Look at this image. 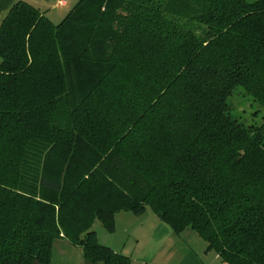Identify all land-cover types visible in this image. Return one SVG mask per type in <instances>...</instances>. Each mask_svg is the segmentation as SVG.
Returning a JSON list of instances; mask_svg holds the SVG:
<instances>
[{
    "label": "trees",
    "instance_id": "obj_1",
    "mask_svg": "<svg viewBox=\"0 0 264 264\" xmlns=\"http://www.w3.org/2000/svg\"><path fill=\"white\" fill-rule=\"evenodd\" d=\"M259 106L247 125L236 92ZM151 208L225 264H264V0H79L59 23L17 1L0 24V264Z\"/></svg>",
    "mask_w": 264,
    "mask_h": 264
},
{
    "label": "rangeland",
    "instance_id": "obj_2",
    "mask_svg": "<svg viewBox=\"0 0 264 264\" xmlns=\"http://www.w3.org/2000/svg\"><path fill=\"white\" fill-rule=\"evenodd\" d=\"M240 92H236L231 100L235 114L247 125L262 121L263 112L259 116L256 115L259 106L242 96ZM93 229L96 231L98 242L101 245H113L119 253L126 248L129 253H135V256L142 253L147 255L154 254L169 237H173L176 240L179 248H182L180 249L181 253L188 251L183 249L185 247L203 251L202 248L204 247L205 249L207 246L206 242L192 230H186L180 235L175 234L171 227L162 222L151 208H147L142 213L129 211L117 213L115 230L112 233L107 232L100 222H96ZM138 242V249L134 250ZM57 248L58 254L59 248Z\"/></svg>",
    "mask_w": 264,
    "mask_h": 264
},
{
    "label": "crops",
    "instance_id": "obj_3",
    "mask_svg": "<svg viewBox=\"0 0 264 264\" xmlns=\"http://www.w3.org/2000/svg\"><path fill=\"white\" fill-rule=\"evenodd\" d=\"M17 1H24L45 13L54 23L60 22L68 14L72 7L79 0H63L65 5L60 6V0H0V24L7 15L10 8ZM139 241V240H138ZM164 245L154 254L147 255L142 253L135 256V253H129L126 248L120 251L122 254L131 258V264H225L221 258L214 252L208 251L207 246L203 251L198 249L183 248L185 253H181L173 237H169ZM139 242L134 250H137ZM59 248L57 254L56 248ZM116 252L113 245H110ZM57 248V249H58ZM50 264H93L87 260L79 247L73 246L67 240H58L54 244L53 255Z\"/></svg>",
    "mask_w": 264,
    "mask_h": 264
},
{
    "label": "built area",
    "instance_id": "obj_4",
    "mask_svg": "<svg viewBox=\"0 0 264 264\" xmlns=\"http://www.w3.org/2000/svg\"><path fill=\"white\" fill-rule=\"evenodd\" d=\"M58 5H60V6H63V5H65V1H63V0H60V1L58 2Z\"/></svg>",
    "mask_w": 264,
    "mask_h": 264
}]
</instances>
